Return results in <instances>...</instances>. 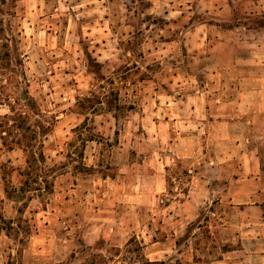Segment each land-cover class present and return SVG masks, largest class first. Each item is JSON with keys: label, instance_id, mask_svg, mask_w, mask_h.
I'll use <instances>...</instances> for the list:
<instances>
[{"label": "rangeland", "instance_id": "1", "mask_svg": "<svg viewBox=\"0 0 264 264\" xmlns=\"http://www.w3.org/2000/svg\"><path fill=\"white\" fill-rule=\"evenodd\" d=\"M263 13L264 0H0L18 71L0 116L50 125L54 181L13 194L28 153L0 126V264H264V126H209L224 117L194 103L223 31L264 49ZM94 92L96 112L81 105ZM256 148L258 170L243 158Z\"/></svg>", "mask_w": 264, "mask_h": 264}, {"label": "crops", "instance_id": "2", "mask_svg": "<svg viewBox=\"0 0 264 264\" xmlns=\"http://www.w3.org/2000/svg\"><path fill=\"white\" fill-rule=\"evenodd\" d=\"M242 39L238 33L223 31L216 41L211 53L219 67L213 77L215 82L209 84V90L195 95V110L202 113L206 109L210 116L215 110L220 111L223 120L218 122L215 118L209 126L217 123L230 127L247 125L260 134L259 128L264 126V49L259 46L260 41H256L250 50L239 51L237 47L242 45ZM237 132L245 133V130L238 129ZM239 145L236 148H240ZM247 151L243 158L251 156L249 160L245 159L244 165H253V169L258 170L259 160H255L257 148L256 151Z\"/></svg>", "mask_w": 264, "mask_h": 264}, {"label": "trees", "instance_id": "3", "mask_svg": "<svg viewBox=\"0 0 264 264\" xmlns=\"http://www.w3.org/2000/svg\"><path fill=\"white\" fill-rule=\"evenodd\" d=\"M263 18L255 21L254 28L264 27V13L260 15ZM2 29H0L1 31ZM17 70L12 68L11 53L9 50L8 42H0V105L10 102L11 92L7 90L8 83L6 81L11 80L16 76ZM5 79V80H4ZM85 102L91 103L88 108L92 109V112L98 111L103 104L102 98L98 93H92L91 96H85L81 98V105ZM23 108L15 109L11 107V114H5L0 121V126L5 131L6 137H10V141L13 145H22L24 150L28 153L27 167L25 170V179L18 192L13 191V194L17 196H24L20 193L26 192L30 187L36 186V189L41 193L38 196L43 197L47 192L52 191L54 187L53 177H47L46 173L49 169L46 166V154L44 150V137L50 131V125H47L45 121L35 119L34 123H30L31 115ZM33 114L39 115V112H33ZM92 140V136H87ZM89 139H83V146ZM30 199L33 196H28ZM28 198V199H29ZM21 224L18 227L11 226L13 230L18 231ZM99 261L95 256L88 259L86 264H98ZM163 261H150L149 259L140 260L138 264H159Z\"/></svg>", "mask_w": 264, "mask_h": 264}]
</instances>
